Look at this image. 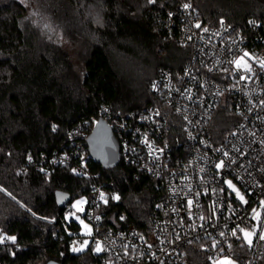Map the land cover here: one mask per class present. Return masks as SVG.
<instances>
[{"label":"built area","instance_id":"1","mask_svg":"<svg viewBox=\"0 0 264 264\" xmlns=\"http://www.w3.org/2000/svg\"><path fill=\"white\" fill-rule=\"evenodd\" d=\"M176 2L174 10L158 13V23L188 49V58L176 72L158 69L149 84L157 103L126 113L102 105L98 116L84 122L86 128L77 124L69 130V147L35 165L46 175L57 165H70L72 173L91 178L82 213L91 225L90 264H185L190 244L210 259L230 256L236 264H261L264 258V36L249 30L256 20L249 19L246 29L225 19L208 25L194 0ZM241 57L244 63L237 67ZM221 110L233 118L216 135L212 121ZM100 117L115 135L119 162L132 178L154 183L151 197L157 200L149 205L146 222L116 211L111 203L118 200L117 189L91 167L86 139ZM254 222L258 228L247 244L242 230ZM0 237L5 238L0 253L15 247L11 236ZM82 240L80 227L72 231V245Z\"/></svg>","mask_w":264,"mask_h":264},{"label":"trees","instance_id":"2","mask_svg":"<svg viewBox=\"0 0 264 264\" xmlns=\"http://www.w3.org/2000/svg\"><path fill=\"white\" fill-rule=\"evenodd\" d=\"M208 25L220 19L264 36V0H194ZM176 0H10L0 4V233L15 237V247L4 248L0 264H90V247L71 251L72 231L79 224L66 219L54 192L72 200L90 196L91 178L55 166L43 174L35 165L53 151L68 146L67 135L77 124L98 116L102 105L126 113L157 103L149 84L159 68L178 71L188 58L172 34L160 28L158 13L175 9ZM254 33V32H253ZM232 115L221 110L211 131L219 135ZM89 128V127H87ZM44 155V156H43ZM100 179L118 191L116 211L141 224L148 215L138 207L154 183L132 178L118 162L102 167ZM137 197V200H131ZM137 201V202H136ZM243 251L248 252L245 248ZM185 264H210L205 250L190 244ZM264 264V258L262 263Z\"/></svg>","mask_w":264,"mask_h":264},{"label":"water","instance_id":"3","mask_svg":"<svg viewBox=\"0 0 264 264\" xmlns=\"http://www.w3.org/2000/svg\"><path fill=\"white\" fill-rule=\"evenodd\" d=\"M90 156L102 167H111L119 162V144L110 127L103 118H98L87 136ZM71 195L63 190L54 192V200L58 207H65ZM45 264H61L55 259H49Z\"/></svg>","mask_w":264,"mask_h":264},{"label":"rangeland","instance_id":"4","mask_svg":"<svg viewBox=\"0 0 264 264\" xmlns=\"http://www.w3.org/2000/svg\"><path fill=\"white\" fill-rule=\"evenodd\" d=\"M10 0H0V4H6L8 3ZM241 196V195H240ZM149 197H141V200L139 202H137L138 204H129V207H138L139 209L142 210L143 212V216H147L148 215V210H149ZM131 200H137V197H133V199ZM82 201L83 203H78ZM87 202V198L85 196V194H80V195H77L76 197H74L72 200L69 201V205H68V208L71 209V212L70 213H67L66 214V219H70L72 218L74 221H76L78 224H79V227H80V233L83 235V240L79 243H74L72 246H71V251L72 252H79V251H82L84 249L87 248V244H88V235L90 234L91 232V225L90 223L85 219V217L82 215L83 211H84V207H85V204ZM258 226H257V223L254 222L251 227H248V228H244L242 230V233H243V237L245 239V242L247 244H250L248 242V239H250L252 241L253 239V235L255 233V231L257 230ZM245 232H249V233H252L251 237L246 239L245 236H244V233ZM85 241H87V243H85ZM76 249V250H74ZM225 258H227L228 260H230L232 262V264H236V260L233 258V257H230V256H221V257H218V258H215V259H212L210 264H221L222 261L225 260Z\"/></svg>","mask_w":264,"mask_h":264},{"label":"snow or ice","instance_id":"5","mask_svg":"<svg viewBox=\"0 0 264 264\" xmlns=\"http://www.w3.org/2000/svg\"><path fill=\"white\" fill-rule=\"evenodd\" d=\"M150 2H151V0H150ZM184 7L187 8V7H189V5L185 4ZM197 27H199V25H197ZM244 55L247 56L248 54L245 53ZM242 63H244V58L243 57H241L240 60L236 61L237 67H239ZM261 66L264 67V62L261 63ZM245 69L250 71V68L246 64H245ZM225 155H227V153H225ZM217 167L218 168L219 167H223V162H221L220 164H217ZM228 183H229V187H233L231 182H228ZM233 190H235V189H233ZM237 196H240L239 192H237ZM101 198H103V194H101ZM116 199H118V197H116ZM240 199L243 200V197L240 196ZM78 203H83V202L80 201ZM189 204H191V201H189ZM233 235H235V232H233ZM251 235H252V233H249V232H245L244 233V236H245L246 239L250 238ZM4 239H5L4 237H0V242H3ZM7 239L12 240L13 242L15 241V237H8ZM261 239H264V236H261ZM248 242L251 243V240L248 239ZM85 243H87V241H85ZM74 250H76V249H74ZM96 250L97 251L101 250L99 244H97V249ZM221 264H232V262L230 260H228L227 258H225V260L222 261Z\"/></svg>","mask_w":264,"mask_h":264}]
</instances>
